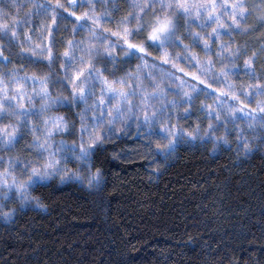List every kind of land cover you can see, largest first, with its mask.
Segmentation results:
<instances>
[{
	"label": "clouds",
	"instance_id": "1",
	"mask_svg": "<svg viewBox=\"0 0 264 264\" xmlns=\"http://www.w3.org/2000/svg\"><path fill=\"white\" fill-rule=\"evenodd\" d=\"M193 147L264 156V0H0V226Z\"/></svg>",
	"mask_w": 264,
	"mask_h": 264
},
{
	"label": "trees",
	"instance_id": "2",
	"mask_svg": "<svg viewBox=\"0 0 264 264\" xmlns=\"http://www.w3.org/2000/svg\"><path fill=\"white\" fill-rule=\"evenodd\" d=\"M143 165L109 164L99 196L69 186L47 216L27 211L0 226V264H201L207 254L247 264L264 255V156L181 149L158 183Z\"/></svg>",
	"mask_w": 264,
	"mask_h": 264
}]
</instances>
